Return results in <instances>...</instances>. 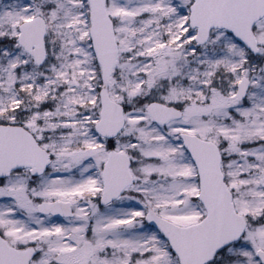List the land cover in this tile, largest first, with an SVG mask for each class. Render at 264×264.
Masks as SVG:
<instances>
[{
  "label": "snow or ice",
  "instance_id": "obj_1",
  "mask_svg": "<svg viewBox=\"0 0 264 264\" xmlns=\"http://www.w3.org/2000/svg\"><path fill=\"white\" fill-rule=\"evenodd\" d=\"M0 264H264V0H0Z\"/></svg>",
  "mask_w": 264,
  "mask_h": 264
}]
</instances>
